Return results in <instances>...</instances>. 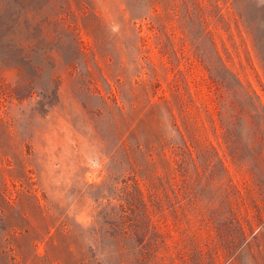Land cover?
<instances>
[{
	"label": "rangeland",
	"instance_id": "rangeland-1",
	"mask_svg": "<svg viewBox=\"0 0 264 264\" xmlns=\"http://www.w3.org/2000/svg\"><path fill=\"white\" fill-rule=\"evenodd\" d=\"M185 1L18 0L36 54L32 83L0 65V264H130L134 189L147 210L138 224L163 236L162 264H253L240 240L229 260L212 232H195L168 208L181 199L183 178L167 142H179L184 125L217 149L238 186L250 185L212 123L198 43L205 53L213 43L264 105V68L237 17L223 9L216 21L211 0L182 9ZM249 10L263 14L264 0ZM187 178L222 200L225 174L191 169Z\"/></svg>",
	"mask_w": 264,
	"mask_h": 264
},
{
	"label": "trees",
	"instance_id": "trees-1",
	"mask_svg": "<svg viewBox=\"0 0 264 264\" xmlns=\"http://www.w3.org/2000/svg\"><path fill=\"white\" fill-rule=\"evenodd\" d=\"M256 0H211L214 18L223 20V9L235 15V23H241L246 33L251 36L254 48L264 68V13H252L250 3ZM193 5L186 0L183 8ZM221 5V7H220ZM128 8L129 3H127ZM131 11V9H130ZM33 21L39 13L27 11ZM43 15H46L44 10ZM132 16L133 12H132ZM40 26V36L44 41L49 38L48 31ZM201 40V39H200ZM196 55L208 72L213 89L215 118L218 138L234 165L246 167L250 176V185L238 186L230 177L228 170L218 156L217 149L209 142L207 145L195 137L186 125L179 142L168 140L171 151L170 164L181 174V199L170 204V212L179 222L193 224L195 232L210 231L218 240V247L227 252L229 260L235 250V239L243 243L248 259L253 264H264V105L249 85H244L235 73L227 68L215 46L205 53L202 40L196 46ZM51 51L43 50L44 60L50 59ZM36 48L33 46L32 28L21 26V11L18 0H0V65L16 69L20 82H33L27 74V67L32 70ZM41 65L33 66L35 74ZM154 104L153 107H155ZM186 136V140L185 137ZM192 170H209L211 174H225L223 197L218 201V191L212 193L200 180L190 184L188 173ZM126 203L132 219L136 222L130 233L134 242L135 257L130 264H161L157 255L163 247L162 235L146 222L145 228L139 221L146 218V204L138 190L134 189ZM159 208V205H156ZM123 211V207L121 208ZM160 217L162 210L157 209ZM178 214V216H177ZM118 247V246H117ZM72 255V254H71ZM123 261L120 260L119 264Z\"/></svg>",
	"mask_w": 264,
	"mask_h": 264
}]
</instances>
